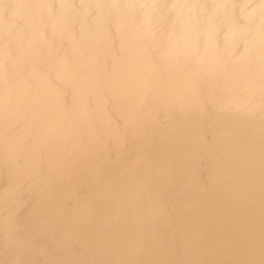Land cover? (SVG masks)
I'll return each instance as SVG.
<instances>
[{
  "label": "bare ground",
  "instance_id": "bare-ground-1",
  "mask_svg": "<svg viewBox=\"0 0 264 264\" xmlns=\"http://www.w3.org/2000/svg\"><path fill=\"white\" fill-rule=\"evenodd\" d=\"M0 264H264V0H0Z\"/></svg>",
  "mask_w": 264,
  "mask_h": 264
}]
</instances>
